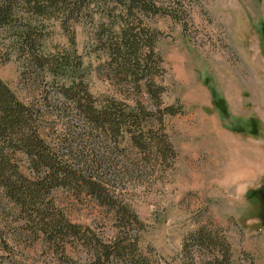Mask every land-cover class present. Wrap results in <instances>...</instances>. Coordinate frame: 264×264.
<instances>
[{
	"label": "rangeland",
	"instance_id": "374dc122",
	"mask_svg": "<svg viewBox=\"0 0 264 264\" xmlns=\"http://www.w3.org/2000/svg\"><path fill=\"white\" fill-rule=\"evenodd\" d=\"M151 2L158 11H136V23L145 38L155 35L154 49L143 51L158 63L140 81L112 64L109 43L119 37L121 17L91 3L66 26L61 18L45 21V49L77 52L97 101L142 104L152 113L142 122L151 147L96 129L85 113H75L69 131L65 113L48 114L47 137H67L61 151L68 164L108 196L84 182L54 190L55 215L86 231L68 234L57 248L0 184V264H61L66 255L83 261L96 251L92 238L112 243L117 235L139 237L132 254L148 264H207L225 251L234 264H264V0ZM11 39L0 37V79L37 104L49 91L44 74L29 73ZM171 105L180 112L166 113ZM199 229L227 246L197 245ZM110 264L128 263L117 257Z\"/></svg>",
	"mask_w": 264,
	"mask_h": 264
},
{
	"label": "trees",
	"instance_id": "16d2710c",
	"mask_svg": "<svg viewBox=\"0 0 264 264\" xmlns=\"http://www.w3.org/2000/svg\"><path fill=\"white\" fill-rule=\"evenodd\" d=\"M91 3L99 13L122 19L120 22L123 23L117 27L119 37L109 43L112 64L116 65L118 73L137 81L147 78L158 62L154 60V52L144 53L143 48L149 46L154 49L155 35L148 39L140 32L145 29L136 23V11H158L151 0H0V37L9 35L12 38L10 41L21 52L20 58L29 73L32 74L34 68L41 69L49 87V91L42 93L41 102L30 104L21 100L0 79V184L8 199L23 209L26 219L37 222L45 235L50 234L49 240L54 241L53 246L57 248H60L61 241L65 242L68 234L78 236L86 231L63 213L55 215L54 190L84 182L95 195L105 198L107 194L104 195L105 188H101L100 183L91 179L86 181L68 164L65 153L61 151L70 142L67 137L58 140L47 137L44 123L48 114L51 117L65 113L61 116L65 119H61L65 130L69 131L75 125V113H85L96 129L112 136L126 134L136 148L149 150L151 147V142L145 137L149 128L142 127V122L152 113L144 105H131L116 99L97 101L85 81L83 72L86 66L82 57L74 50L51 52L45 49L43 37L48 26L45 21L61 18L66 26L73 15L79 16L83 10L86 12ZM147 84L149 87L150 83ZM149 91L156 93L155 89ZM178 112L180 109L176 105L166 107V113ZM94 152L100 153L99 150ZM128 212L124 206L119 207L123 219ZM134 219L138 221L136 217ZM211 235V232L208 234L199 229L193 238L199 246L208 243L221 248L219 244H225L221 239L224 237L214 235L215 239H210ZM139 240L135 237L129 242L117 235L112 243H105L94 237L92 242H96V251L89 258L78 261L66 255L61 264H110L117 257H125L128 264H148L143 257L139 259L132 254ZM228 252L214 257L207 264H234Z\"/></svg>",
	"mask_w": 264,
	"mask_h": 264
}]
</instances>
